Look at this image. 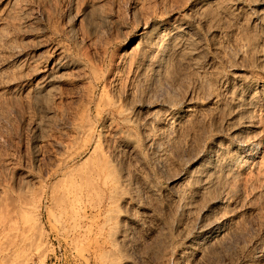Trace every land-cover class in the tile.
Returning a JSON list of instances; mask_svg holds the SVG:
<instances>
[{
    "label": "rangeland",
    "instance_id": "obj_1",
    "mask_svg": "<svg viewBox=\"0 0 264 264\" xmlns=\"http://www.w3.org/2000/svg\"><path fill=\"white\" fill-rule=\"evenodd\" d=\"M197 1L0 0V264H264V108H259L263 120L256 129L233 134L238 115L224 106L229 89L239 84L233 74L248 79L252 92H259L264 100V21L251 10L263 12V0L239 3L245 11L240 23L236 19L219 25L207 15L202 28L188 17L204 52L198 71L183 63L173 79L165 74L154 84L140 79L141 87L135 72L123 63L140 49L146 26L179 20ZM72 59L78 64L58 68ZM110 60L114 67L107 74L105 90L100 84L95 91L90 121L95 139L102 136L105 155L127 186L117 207L109 205L111 183L105 175V186L100 183L105 207L93 211L94 198H84L75 224L72 212L60 207V185L50 176L62 155L81 153L91 140L76 129L87 125L81 118L94 82L85 64L107 69ZM112 99L128 108L134 104L130 116L134 112L135 118L140 116L138 121L147 130L157 126L150 131L142 128L144 135L150 132L145 135L150 139L142 135L138 150L122 142L123 134L134 128L105 107ZM187 106L194 108L192 114L199 122L190 138L181 137L180 145L176 136L183 133L184 116L180 114L183 117L174 128L178 134L169 128L166 133L155 120L172 111L181 113ZM154 108L158 114H169L156 117ZM150 120L155 125L150 126ZM200 134L205 135L203 152L224 145L243 150L247 157L252 146L259 144L261 149L237 168L239 176L226 178L228 183L222 176L223 182L220 179L209 188L193 186L188 176L198 167L194 138ZM167 135L175 137L178 149ZM150 148H156L157 155ZM115 208L123 213L117 211L123 215L120 221H125L126 240L110 221L118 219ZM89 213L91 220L86 218ZM217 223L226 224L222 241L191 246L204 229H214Z\"/></svg>",
    "mask_w": 264,
    "mask_h": 264
},
{
    "label": "bare ground",
    "instance_id": "obj_2",
    "mask_svg": "<svg viewBox=\"0 0 264 264\" xmlns=\"http://www.w3.org/2000/svg\"><path fill=\"white\" fill-rule=\"evenodd\" d=\"M243 1L244 0H238L237 3L231 4L230 2H227L226 0H224V1L223 0H200L194 4L189 15H185L183 18H181L179 20H176L174 22H167V21H162L159 23L155 22V23H151L152 25H150V23H149L150 26L149 27L146 26V28L140 34V36H141L140 39H142V42H141L142 44H141L140 49L135 54H132L131 58H129V59L125 58L126 60L123 63H128V65L132 69V72L133 71L135 72L136 78H138L137 79L138 81L140 79H144L145 80V81L143 80L144 83L147 82L148 84H150L149 83L150 81L152 83L153 82L155 83L156 80L159 81V77L162 74H165L164 75V76H166L165 78L171 79L172 77H174L173 75H175V73H178L177 70H179L180 64L183 65V63L190 65V66H193V68L196 67V68H194V70L198 71L199 69H197V68L199 66H201L200 60L204 58V54H203L204 52H203L202 46L200 45V41H199L198 37L196 36L197 34L196 35L194 34L195 29H196V28H194L195 25H193L191 20L189 21L188 17H192L193 20L197 21L198 25H200V27H202V28H205V25H207V21L209 20V19L207 20V18H208V17H206L207 15L210 16L213 23H215V24L217 23L219 25H225L226 23H224V22H227L226 20H236V19H238V22L240 23L239 20H241L240 18L244 14L245 11L244 10L242 11V8L239 7V3L243 2ZM258 2H259V0H258ZM262 5H264V0L262 2ZM255 6H257V4ZM251 10L254 14H257L259 12L261 14L260 15L261 21L262 22L264 21V11L261 12L260 10H256V9H252V8H251ZM200 27H198V28L200 29ZM262 38L264 39V37H262ZM247 41L248 40L246 39V44L248 45ZM250 44L252 46V43H249V45ZM261 57H259V60L261 59ZM88 61L90 62V60H88ZM77 64L78 63L76 60H73V59L72 60H65L59 64L58 68L60 70H65V69L69 68L70 66L72 67V66H75ZM100 66L101 65L92 64V63H91V66L90 65L86 66V64L84 66L85 68L88 67L89 69H91V71L94 75L93 76L94 82H92V91H91L92 94L90 96L89 106L87 105V109L85 108V110L83 111L84 113H83L82 118H81L83 121H85V123L87 125L86 126H82V125L76 126V129L78 130V132H80V131L85 132L91 140L88 141V144L85 146L84 151H82L83 153L81 152V153H78L76 155H70V156L67 155L66 153H65V155H62V157H60L58 159L56 169L54 170V172L50 176V179L57 180L58 185H60L59 186V188H60L59 195L57 198V201H58L60 207L64 211H71L72 212V219H73V221H75V224H77L78 213L82 210V204H83L82 201L84 198H94L92 200V204L90 205L91 209L93 211H102V209L105 207V192L101 188V184L103 186H105V175L107 176V178H109V182L111 183L110 186H107V187H110L109 193H108L109 197L107 199L109 205H114L115 207H117V204L119 203V202L117 203V199L119 198L118 196L122 192V190L125 189V187H123V186H127V182L124 179H122V177H120V175H119L120 172L118 171L119 169H117L118 167L116 168L112 159L110 160L108 158L109 156L105 155V150H104L103 143H102V140H103L102 136L100 135L98 137V139H95L94 133L92 131V126H91L92 123L90 120L92 118L91 117L92 105L94 104V101H95L94 94L96 93L95 91L98 89V85H100V84H102L104 86L103 88L105 90V83L107 82L106 81L107 80V74L110 73L112 68L114 67L113 60H110L108 62V67L106 66L107 69H101ZM232 79L239 82V84L236 85V87L233 86L232 88L229 89L228 100H226L227 102L224 106L226 109H231V110L234 109V111L238 113V114L236 113V115H238L237 116L238 123L234 126V129H232L233 134H238L240 132H242V134H243L244 132L246 133V132L253 131L254 129H256L257 126L259 125V123L261 122L260 120H263V119H261V113L263 114V111H261V110L259 111V108L260 109L264 108V100L260 96L259 97L257 96L259 92H256L255 94L252 92V85H249L248 79L244 78L242 75L233 74ZM139 83H140L139 85L142 84L141 80ZM134 84H136V82ZM136 85H138V84H136ZM139 85H138V87H139ZM143 85H145V84H143ZM149 86L150 85H148V87ZM134 87H135V85H134ZM141 87H143V86L141 85ZM141 87H139L138 89H140ZM145 90H146V88H145ZM247 91H248V93H246ZM259 95H260V93H259ZM131 98H132V96H131ZM139 99L137 98V100H139ZM134 100H135V95H134ZM137 100H136V102H137ZM142 100H143V98H141V101ZM144 100H145V97H144ZM130 101H133V100H130ZM145 101H142V102L144 103ZM121 102H117V101H114L112 99L111 101L110 100L108 101V103H107V105H105V107H108V109L110 111L117 113V117H119L120 119H123L127 125L134 128L133 130L131 129L130 132L123 134L124 136L122 137V142L124 143V145H127L129 148H132L135 150L137 147L140 146V142L144 138V136L150 132H148V133L145 132L146 133L145 135H144V131L142 132V128L146 129V127H148V126L145 125L144 123H142V124H144V126H143L141 124V122L138 121V118L140 116L138 118H135L136 117L135 112H134V117L130 116V114H131L130 112L132 110V109H130V107L132 108V106L134 104H132V102H131L132 105H130L128 108L123 104V102L122 103ZM144 104H146V103H144ZM127 106H128V104H127ZM145 107H146V105H145ZM177 108L178 107H176L175 109H177ZM193 109L194 108H192L191 106H187L186 108L182 109L181 113L180 112L179 113H177V112L173 113V111H172V114L168 113L169 116H165V117L163 116L162 118L158 117V120H155V122L159 123V126L162 127L163 131L166 132V130H164L166 128L174 130L175 125L177 124L176 122H178L177 120L184 116L186 122H185V125L183 128L184 129L183 133L180 136V134H178L179 133L178 129H177L178 132H175L176 130H174V132L179 135V136H176V139L179 140L178 142H180V139L182 136H183V138L185 136L186 137L185 140H186V139H188L187 137H189V138L191 137V131L194 130L193 128H196L197 123L199 122V121L198 122L196 121L197 118L195 119V117L192 114ZM96 110L99 112V115H102L103 109H101L100 105L96 106ZM160 110L161 109H159V111ZM151 111L157 112V114L155 115L156 117H157V115L159 116L161 114V112H159L160 114H158V110H156L155 108ZM164 114H166V113H164ZM168 114H166V115H168ZM180 114L183 116L180 117ZM132 115H133V113H132ZM115 116L116 115L112 114V118ZM156 117H154V119ZM190 118H193V119H190ZM154 119H152V120H154ZM141 120H142V118H141ZM144 120H142V121H144ZM148 120H149V117H148ZM145 122H146V120H145ZM151 123L154 124V121L153 122L151 121L149 123L150 126H151ZM152 127L154 128L157 126H152ZM152 127L149 129L150 130L153 129ZM176 128H178V126ZM150 130H147V131H150ZM159 130L162 131V129H159ZM163 131L161 132V134L163 133V135H166L167 132L164 134ZM155 133L158 134V132H156V130H155ZM161 134H159V135H161ZM142 135H144V136H142ZM159 135H157V136L159 137ZM163 135H161V137H163ZM174 135H176V134L173 133V136ZM146 136H145V138H146ZM167 136L171 137L170 135H167ZM202 136L203 135L200 134L199 136L198 135L196 136L197 138H194L195 144H197L195 146H197L198 150H196L197 148L195 147V150L197 152L195 155L197 157H196V159H194L195 161L194 160L193 161L199 162V163H198V167H196L194 169L192 168L193 169L192 171L190 170V173L188 176L189 178L187 177L189 179L188 183L190 182L189 184H191V185L193 184V186H203V187L208 186V188H209L210 186H212V184L217 185L215 183L219 182V180L221 178L223 179L224 177H222V176H225V179H223V181L225 180V182H226V178L228 176H231L234 179V177L236 175L239 176L238 175L239 169L237 171V168L239 166L242 167V164L247 163L248 159L255 158L259 154V150L261 149V145H259V144L252 146L247 157H243V150H241V149H232L231 150V149H229V147L226 146L227 147L226 148L224 145H223V147L220 145L219 146L214 145L212 148H209L208 151L203 152L202 151V144H203L204 140H202V139L204 138L205 135L203 137ZM151 137H152V135H151ZM147 138H149V136ZM157 138H155V141ZM174 138L171 137L170 140H172ZM161 139H159L160 141H158V142H161ZM164 140H165V137H164ZM177 140H175L176 144H179V143H177ZM144 141L147 142V140H144ZM172 141H170V142H172ZM152 142H154V141L152 140ZM152 142L148 141L149 146L151 144V147H153V145L155 143L154 142L152 144ZM173 143H174V141H173ZM181 143H184L183 139H182V142H180V145H181ZM166 144H168V141L166 142ZM169 144L171 145L172 143H169ZM156 145H159V144H156ZM170 145L169 146L167 145V146L170 148ZM180 145H178V146H180ZM159 146H161V144ZM173 146H175V143L173 144ZM176 146H175V148L178 149L179 147L178 146L176 147ZM147 148H149V147H147ZM153 148H150L151 150L149 149V151L152 152ZM156 148H159V147H156ZM175 148L173 150H175ZM138 149L139 148H137V150ZM155 149H153V150L156 153ZM161 149H163V147ZM183 150H185V149L183 148ZM147 152H146V155H147ZM183 153H185V151H183ZM84 154H87L86 160L83 163H81L80 165L77 164L78 166L75 165L76 167L74 166V168H72L73 165L77 163V160L80 159L82 157V155H84ZM153 154H152V156H153ZM148 155H149V153H148ZM148 155H147V157H149ZM156 155H157V153H156ZM149 158L151 160V157H149ZM153 158H154V156H153ZM199 158H200V161H198ZM117 166H120V165L118 164ZM231 177L229 178V183H231V181H230V179H232ZM222 179H221V181H222ZM184 180H185V178H184ZM233 182H235V181H233ZM226 183H228V182H226ZM122 197L126 198V196H122ZM121 200H123V199H121ZM117 209H116V212L113 211L115 213V214L113 213L114 215H116V213L118 211ZM118 212L122 213V211H118ZM121 213H119L120 214L119 216H121L123 214V213L122 214ZM91 216H92V213L91 214L89 213L88 215H86V218L88 220H91L90 219ZM117 216H118V213H117ZM119 216H118L119 220L115 216V218L114 217L111 218L110 221H111V223L115 222L116 226L114 227V230L118 231V234H120V237H122V238H124V240H126L125 238H127V237H124L125 235L122 232L124 229L123 226H125V225L122 226V224H125V221H123V223H122V221H120ZM78 222H79V220H78ZM227 224H229V223H227ZM225 225H226L225 223L224 224L223 223H217L216 227H214L215 230L213 228L212 229L211 228L210 229H207V228L204 229L202 231V234L200 235V237L196 238L195 241L193 240L194 241L193 244L191 242V244H192L191 246L195 247V245H196V247L198 246V248H199L202 246L212 245L215 243L217 244V242L222 241V239L225 238L224 237V235H225L224 226ZM127 231H128V229L126 230V232ZM212 246H214V245H212ZM263 246H264V241H263Z\"/></svg>",
    "mask_w": 264,
    "mask_h": 264
}]
</instances>
